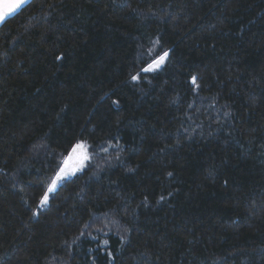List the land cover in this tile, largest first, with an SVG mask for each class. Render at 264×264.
<instances>
[{"label":"trees","instance_id":"obj_1","mask_svg":"<svg viewBox=\"0 0 264 264\" xmlns=\"http://www.w3.org/2000/svg\"><path fill=\"white\" fill-rule=\"evenodd\" d=\"M77 140L91 163L40 208ZM0 264H264V0H32L7 19Z\"/></svg>","mask_w":264,"mask_h":264},{"label":"snow or ice","instance_id":"obj_2","mask_svg":"<svg viewBox=\"0 0 264 264\" xmlns=\"http://www.w3.org/2000/svg\"><path fill=\"white\" fill-rule=\"evenodd\" d=\"M31 3V0H0V24L6 22L8 18L18 13ZM125 7L127 5H124ZM170 60V51L162 50L160 52L153 51L150 54V58L145 61V66L141 67L138 72L131 75L132 81H139L142 75L150 73H158L163 71L168 61ZM197 77L192 76L191 82L196 84ZM118 103V102H114ZM224 115H228L227 112ZM109 148L117 151L121 150V146L117 144H108L101 148V151L108 153ZM91 149V151H90ZM68 155L64 158L61 166L57 169L56 174L50 180L46 187L43 196L39 200V207L44 208L49 203L51 193H54L59 186H61L69 178L76 176L77 173L83 172V170L91 163L95 149L84 140H77L72 142L69 149L66 150ZM171 175V173L169 174ZM163 199V197H161ZM115 223V221H113ZM107 243V241H105Z\"/></svg>","mask_w":264,"mask_h":264},{"label":"water","instance_id":"obj_3","mask_svg":"<svg viewBox=\"0 0 264 264\" xmlns=\"http://www.w3.org/2000/svg\"><path fill=\"white\" fill-rule=\"evenodd\" d=\"M32 1V0H31ZM15 15V14H14ZM12 17V16H11ZM9 19V18H8ZM3 24V23H2ZM2 24H0V27L2 26Z\"/></svg>","mask_w":264,"mask_h":264}]
</instances>
